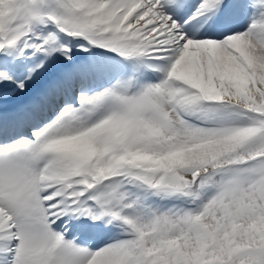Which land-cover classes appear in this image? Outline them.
I'll use <instances>...</instances> for the list:
<instances>
[{"label": "snow or ice", "instance_id": "obj_1", "mask_svg": "<svg viewBox=\"0 0 264 264\" xmlns=\"http://www.w3.org/2000/svg\"><path fill=\"white\" fill-rule=\"evenodd\" d=\"M0 264H264V0H0Z\"/></svg>", "mask_w": 264, "mask_h": 264}]
</instances>
